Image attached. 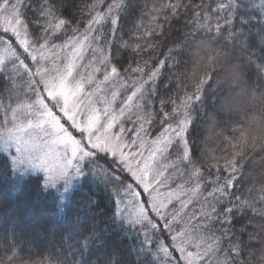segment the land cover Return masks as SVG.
I'll list each match as a JSON object with an SVG mask.
<instances>
[{
  "label": "snow or ice",
  "instance_id": "1",
  "mask_svg": "<svg viewBox=\"0 0 264 264\" xmlns=\"http://www.w3.org/2000/svg\"><path fill=\"white\" fill-rule=\"evenodd\" d=\"M129 7V0H0V157L14 188L31 180L61 213L77 205L61 250L34 242L47 226L0 211V264H85L75 256L109 233L132 239L135 264H264V223L247 241L234 229L244 215L264 221V174L245 172L250 153H264V55L256 51L264 53V0H168L151 10L154 26L139 37L147 43L119 38L134 56L125 67L109 50ZM182 18L183 41L159 59L161 45L151 41ZM221 73L217 114L234 125L231 152L198 155L192 113ZM89 178L108 201L90 225L79 214L81 204L98 207L81 191ZM253 179L259 190L246 186Z\"/></svg>",
  "mask_w": 264,
  "mask_h": 264
},
{
  "label": "trees",
  "instance_id": "2",
  "mask_svg": "<svg viewBox=\"0 0 264 264\" xmlns=\"http://www.w3.org/2000/svg\"><path fill=\"white\" fill-rule=\"evenodd\" d=\"M76 2L79 4L81 0H76ZM129 2V11L124 16L119 30L113 34L112 44L109 50V54L113 55L125 67L132 62L134 56L130 48L121 46V40L119 38H122L123 41H129L132 44L137 42L140 44L147 43V37L145 39H139V37L148 31L150 27L154 26L152 24L154 14L151 10L153 8L158 9L162 4L167 3L168 0H129ZM248 11L252 12L253 10L249 8ZM258 19L259 17L257 16L253 20V23H256ZM159 20L163 21L164 17L160 16ZM184 23L185 20L182 18L179 22L173 20L170 25L164 24L163 27L167 33L166 38L160 37L159 31H157L156 38L151 42L161 45L157 51V57L159 59H165L168 55V49L172 48L174 44L183 41L184 33L187 31L184 28ZM256 51L258 55H264L259 50ZM187 55L186 53L185 63H188ZM136 58L139 59V57ZM191 69L192 65L189 63V70ZM183 70L182 68L181 71ZM164 75L168 76L169 72L165 71ZM222 77L223 73L219 77H214L213 82H211L212 87L208 89L209 99L203 105H198L197 109L192 113L194 123L190 128L189 140L198 155L206 152L209 155L223 156L226 154L225 149L229 153L231 152V149L228 148L226 137L232 135L231 129L234 125L231 123V118L220 121L219 118L221 116L217 114L216 98L222 97L226 93V86H222ZM218 86H222L221 91L215 92V95H213V92ZM161 92H163V86H161ZM173 94H175V90H173ZM246 108L251 110L250 106L246 105ZM219 121L221 130L215 140L214 133ZM127 125L131 124L127 123ZM209 127L213 129L207 137V129ZM254 134L259 135L260 133L257 131ZM262 157H264V153H260L259 147H257L254 153H250V162L245 169L247 175L259 177L261 174H264V159ZM2 159L0 157V211H3L5 208L15 210V214L21 215L26 222H39L47 226V231L43 227L37 229V237L33 238L34 242L40 244L45 249L55 248L61 250L60 236L63 235L62 229L64 222L65 220L75 219L77 205L73 203L70 209L65 210L66 214L61 213L55 208L52 197L38 193L31 180L25 183L22 188H14L12 186L14 177L7 166L3 164ZM80 183L84 185L81 191L86 193L98 205L94 212L88 207H85L84 204L79 205V214L82 217V222L84 219H87V223L90 225L93 222L91 218L99 219L100 212L107 205V192L104 190L102 184L92 181L91 178L88 181L81 180ZM245 183L247 187L254 185L257 190L260 188V184L256 179H253L251 184H248L247 181ZM259 223H264V221H260L259 218L252 220L249 215H244L238 217L234 224V229L237 231V235L243 233L241 238L247 241V233ZM109 236L110 238L106 241H97L92 244L88 252H85L83 256L76 255L75 259L77 261L82 259L85 264H108L110 259L120 258L126 264H135L137 259L135 254H128L129 249L133 245L132 239L125 240L123 237L115 236L111 233H109ZM117 250L122 253L119 257L116 254Z\"/></svg>",
  "mask_w": 264,
  "mask_h": 264
},
{
  "label": "rangeland",
  "instance_id": "3",
  "mask_svg": "<svg viewBox=\"0 0 264 264\" xmlns=\"http://www.w3.org/2000/svg\"><path fill=\"white\" fill-rule=\"evenodd\" d=\"M239 99V106H241V107H245L246 108V105L247 106H250V101H248L246 98H243V97H240V98H238ZM241 100V101H240ZM228 118H230L229 116H228V114L227 113H225V114H223V116L222 117H220L219 119H220V121L221 120H226V119H228ZM220 121L218 122V124H217V126H216V130H215V133H214V138H215V140L217 139V137H218V134H219V132H220V130H221V126H220ZM125 127H127V128H129V129H131L132 128V126L131 125H127V123H125V125H124ZM212 127H209L208 129H207V137H208V135L210 134V132L212 131ZM134 135V134H133ZM206 137V138H207ZM208 139V138H207Z\"/></svg>",
  "mask_w": 264,
  "mask_h": 264
}]
</instances>
